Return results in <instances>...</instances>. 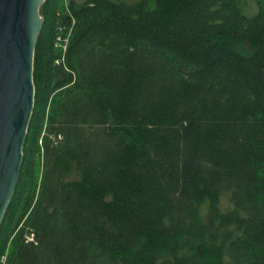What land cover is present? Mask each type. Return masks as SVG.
<instances>
[{
    "label": "trees",
    "instance_id": "trees-1",
    "mask_svg": "<svg viewBox=\"0 0 264 264\" xmlns=\"http://www.w3.org/2000/svg\"><path fill=\"white\" fill-rule=\"evenodd\" d=\"M243 1L46 0L0 264H264V0Z\"/></svg>",
    "mask_w": 264,
    "mask_h": 264
},
{
    "label": "water",
    "instance_id": "water-1",
    "mask_svg": "<svg viewBox=\"0 0 264 264\" xmlns=\"http://www.w3.org/2000/svg\"><path fill=\"white\" fill-rule=\"evenodd\" d=\"M46 0H0V226L14 197L34 111V57Z\"/></svg>",
    "mask_w": 264,
    "mask_h": 264
},
{
    "label": "rangeland",
    "instance_id": "rangeland-1",
    "mask_svg": "<svg viewBox=\"0 0 264 264\" xmlns=\"http://www.w3.org/2000/svg\"><path fill=\"white\" fill-rule=\"evenodd\" d=\"M86 1L87 0H73V2H75L76 4H82V3L86 2ZM122 1L131 2V1H135V0H122ZM242 6H243V9H244L245 15L248 16V17H252V16H254L257 13V7H256L255 0H245V1L242 2ZM222 208H223V210L229 209V204H228L226 198H224L222 200Z\"/></svg>",
    "mask_w": 264,
    "mask_h": 264
},
{
    "label": "built area",
    "instance_id": "built-area-1",
    "mask_svg": "<svg viewBox=\"0 0 264 264\" xmlns=\"http://www.w3.org/2000/svg\"><path fill=\"white\" fill-rule=\"evenodd\" d=\"M69 38H70V33H68V34L61 33L57 37L56 45L58 48H60L62 50L63 54L66 51V47H67V44L69 42Z\"/></svg>",
    "mask_w": 264,
    "mask_h": 264
}]
</instances>
